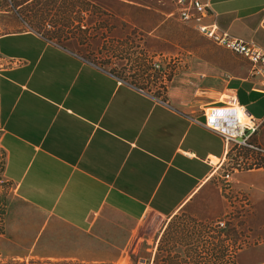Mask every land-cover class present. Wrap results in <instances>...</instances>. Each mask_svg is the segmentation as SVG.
I'll return each mask as SVG.
<instances>
[{"label": "crops", "instance_id": "crops-1", "mask_svg": "<svg viewBox=\"0 0 264 264\" xmlns=\"http://www.w3.org/2000/svg\"><path fill=\"white\" fill-rule=\"evenodd\" d=\"M200 2L211 4L201 24L264 50V0ZM202 37L175 55L163 104L41 33H0V264H157L158 244L151 252L140 234L149 215L190 208L222 231L216 221L235 204L262 231L235 264H264V167L206 128L207 111L234 100L261 122L253 142L264 146L263 79ZM229 171L236 203L217 184Z\"/></svg>", "mask_w": 264, "mask_h": 264}, {"label": "rangeland", "instance_id": "rangeland-1", "mask_svg": "<svg viewBox=\"0 0 264 264\" xmlns=\"http://www.w3.org/2000/svg\"><path fill=\"white\" fill-rule=\"evenodd\" d=\"M84 1L0 0V33L27 30L41 33L159 99L166 95V84L163 74L154 71L153 63L207 44V39L184 25L178 14L170 16L176 9L171 0ZM172 61L165 68L167 80L176 67ZM246 151L238 150L234 155H248L257 162L263 160L257 153ZM234 155L229 163L231 167L237 163ZM225 182L217 184L223 195H231V188L226 194ZM227 197L236 203V195ZM5 206L1 205L3 213ZM243 206L235 204L236 208L229 214L219 217L216 222L225 223L222 231H215L209 223H199L197 210L187 208L170 221L149 215L141 225L140 234L148 236L151 252L158 244L157 264H221L217 255L221 241L217 243L215 239L223 232L227 237L224 264H235L236 252L262 236L259 225L249 218ZM179 246L186 254L180 261L174 253Z\"/></svg>", "mask_w": 264, "mask_h": 264}, {"label": "built area", "instance_id": "built-area-1", "mask_svg": "<svg viewBox=\"0 0 264 264\" xmlns=\"http://www.w3.org/2000/svg\"><path fill=\"white\" fill-rule=\"evenodd\" d=\"M175 5L179 18L183 23L195 21L196 31L202 36L212 40L214 43L225 47L232 52L247 58L251 64V76H260L264 85V50L252 42H246L230 36L228 33L221 31L217 25H203L201 21L207 15L211 4H203L200 0H171ZM261 26L264 28V7ZM178 57H165L161 61L153 63L154 71L167 76L166 66L170 61L176 63ZM124 82V81H123ZM165 84V83H164ZM141 93L151 96L146 91L139 89ZM159 102L166 104L165 99H158ZM208 124L206 128L212 133L219 136L229 153H235L238 150L252 151L264 159V146L253 142V137L258 133L261 122L256 119L247 108L237 102L226 103L221 106L211 108L207 111ZM240 166H232L234 170ZM232 172H226L224 179L226 181V194L230 193V180ZM219 226L224 228L225 223L219 222Z\"/></svg>", "mask_w": 264, "mask_h": 264}, {"label": "trees", "instance_id": "trees-1", "mask_svg": "<svg viewBox=\"0 0 264 264\" xmlns=\"http://www.w3.org/2000/svg\"><path fill=\"white\" fill-rule=\"evenodd\" d=\"M82 2H85L84 0H81ZM264 160V159H263ZM263 160H261V162H258L257 163V165H256V167L257 168H260V167H264V161Z\"/></svg>", "mask_w": 264, "mask_h": 264}]
</instances>
